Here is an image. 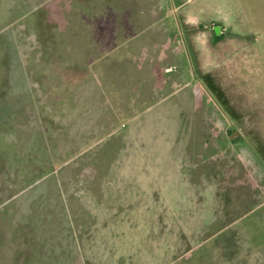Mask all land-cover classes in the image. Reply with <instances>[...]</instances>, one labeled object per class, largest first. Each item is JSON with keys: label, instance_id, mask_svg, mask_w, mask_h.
Returning a JSON list of instances; mask_svg holds the SVG:
<instances>
[{"label": "rangeland", "instance_id": "obj_1", "mask_svg": "<svg viewBox=\"0 0 264 264\" xmlns=\"http://www.w3.org/2000/svg\"><path fill=\"white\" fill-rule=\"evenodd\" d=\"M190 1L176 0L173 7L176 71L167 67L163 73L168 63L160 62L147 77L163 102L165 93H177L188 81L205 88L207 97L191 96V112L160 111L139 121V97L131 95L128 79L135 71L117 66L115 73L112 65L110 76L118 85L107 86L103 95L88 76H109L103 70L107 61L99 65L102 58L92 56L78 73L61 63L56 41L72 38L63 31L72 23L66 14L73 8L70 1L0 0V264H24L29 203L35 223L61 211L59 227L65 228L52 229L50 235L67 241L64 252L75 251L70 244L74 234L67 230L71 214L59 207L69 198L79 207H88L89 200L106 201L113 214L123 217L122 222L113 217L112 254L96 257L101 264H264V33L255 32L247 43L244 32L220 20L227 28L223 37L215 40L213 30L200 36L197 29H187L180 15ZM190 32L201 44L191 46L192 63L186 65L181 58L191 56L183 44ZM77 87L79 96L49 95L55 89L70 94ZM32 95L45 107L34 106ZM69 99H81L82 112L68 109ZM62 102L64 112L59 111ZM188 117L213 124L176 126ZM186 140L194 143L192 157L200 160L189 175H169L185 154L176 143ZM198 142H207L216 153L198 155ZM203 165L209 166L208 175L200 173ZM98 186L104 188L101 193L88 191ZM7 218L15 222L14 234ZM34 227L28 232L32 239L39 236ZM7 237L14 239L8 247ZM45 259L71 264L73 257L48 254Z\"/></svg>", "mask_w": 264, "mask_h": 264}, {"label": "crops", "instance_id": "obj_2", "mask_svg": "<svg viewBox=\"0 0 264 264\" xmlns=\"http://www.w3.org/2000/svg\"><path fill=\"white\" fill-rule=\"evenodd\" d=\"M67 1H70L73 7L71 12H66L67 15L72 16V23L71 26H65L63 31L66 33L70 32L72 38L63 39L62 42L56 41L57 55L60 57V54H62L63 58H65L64 61L63 58L61 59V63L66 64L68 67H75L76 69L74 72L78 73L76 70L81 67L80 65L84 66L87 62L92 61V56L102 58V60L98 62L99 65L106 64L104 61H107L108 66L107 68L103 67V70H107L105 72H107L106 74H109V76H88V78L94 79L95 84L100 90L98 91L99 93H102L101 91H104L107 86L116 87L118 85L115 83L117 77L114 75L110 76V73H116L117 66L122 72L135 71L128 79L131 80L130 86L133 88L131 95L139 97V113H143L139 115V121H142V119L145 121L151 120L154 118L155 113L160 111L176 110L175 112H191V102L193 101L191 96H198L200 99H202V97H207L205 88L201 85H197V83L194 84V82L188 81L186 87L182 90H178L177 93L176 90L172 95H169L170 92L169 94L165 93L166 100L164 103L158 99L159 91L155 87L156 85H153L151 81L152 78L147 77L150 69L153 68L154 65L157 68L160 62L168 63V66L161 69L163 73H167V67L171 69L170 72L172 71V73L177 69L173 59L177 42L175 29L176 16L175 8H173L176 5V0ZM260 3L263 4L264 8V0H191L190 3L184 7L183 12H179L187 29H197L201 32L200 36L210 34L211 30L214 31L213 28L215 26H220L221 30L219 35L223 37L227 32V28L223 27L220 20H224L225 23L229 22L238 33L244 32L248 37L247 43H250V40L254 39L253 34L255 32L264 33V10L261 9ZM171 11L174 12V15ZM186 38L187 40L184 41L183 44H185L187 52H190L192 57L189 54L186 55L184 52V58L182 57L181 59H184V61H182L183 63L185 62L186 65H189V61L192 63L194 55L191 46H193L194 43L201 44V41L193 40L194 38L191 32ZM207 41H210V39L208 38ZM60 42L62 46H60ZM60 48L65 51L60 53ZM162 48H165V50L163 51ZM79 54L81 55L80 59H78ZM104 54H107L108 58L104 56ZM56 63L58 64L59 62L57 61ZM112 65L115 67V73L112 71ZM187 67V72L192 80V72L189 70V66ZM134 74L136 75L132 76ZM55 90L49 93V95L63 96L66 94L67 96L74 97L81 94L79 87L73 88L70 94L64 91L58 93V91ZM102 94L104 95V93ZM33 96L34 95L31 96V100L34 106L39 104L41 108L45 107L43 103L39 102ZM87 97L89 98L88 95ZM174 97H176V99ZM177 97L179 98L177 99ZM171 98L172 101L169 102ZM69 100L72 101L73 104L70 103V106H68L70 108L68 109L76 111V108H78V110L82 112V106L80 105V107H78L81 99L78 101ZM36 101H38V103ZM62 103L59 110L60 112H64V102ZM195 103H197V101ZM187 106H190V108ZM49 111L52 113V110ZM55 111L57 112V109H55ZM218 112L220 117H223L221 110ZM48 116L49 119L53 118V114H49ZM61 116L63 115L61 114ZM209 122L210 120H197L196 118L192 119L188 117V119L177 120V124L179 125L176 126L208 128L211 123L213 124V121L211 123ZM216 122H218V120ZM105 126L106 124L100 125L102 128ZM15 127L16 124L14 123L12 127L13 131L11 132L13 136L15 135ZM237 134L239 133L237 132ZM12 140L14 143V139ZM198 143V145L201 146L198 148V155L202 150L204 153H207V155L208 153H216L215 147H211L210 150L208 149L207 142ZM193 144L189 140L184 141V143L181 141L176 143L177 151L182 153V155L185 153V156L183 155V162L177 164L179 167L176 165L175 169L171 168V171H168L169 175H189L193 168H195L193 164L196 163V160H200V158L195 157L194 159L192 157V154H196V148H193ZM202 145H205V147H202ZM8 153L10 154V152ZM204 159L207 160L208 157ZM208 167L209 166L204 165L203 168L199 167V169L203 170L200 173L208 175ZM179 168L182 169V171L178 170ZM152 175H154V172H152ZM103 190L104 188H102V186L96 188L90 187L88 189L89 192L99 193ZM77 203L79 202L72 198L66 199L62 201V203L61 201L59 202V207L63 208L62 213L64 211L66 216H70L71 214L70 227L67 228V230H70L74 234V237L70 240V244L73 246L75 245V251L73 250L71 252H64L65 242L67 241L64 242V239L62 237H57V234L55 236L50 235L52 229L60 232L65 228L62 226L59 227L60 220L63 217L59 215L61 211L55 212V216L45 218L47 223L44 217H39V222L35 223L33 221L34 217L31 216L30 213L31 203H29V209L27 213H24L23 222L25 228L23 242L24 264H47L45 257L48 254L71 255L73 257L71 264H101L100 261H97L96 257L112 254L109 244L112 239L111 224L113 222V217L118 215L113 214L110 210L113 207L111 203L106 204V201H101L100 199L99 201L89 200L88 207L83 205L80 207L77 205L75 206ZM8 217H10V215ZM122 220L123 217L118 216L116 222H122ZM7 223L10 224L8 227L9 232L11 230L12 234H14L16 230L13 232L12 228L15 226V222L12 223L10 218H7ZM55 224L58 226L53 227ZM32 225L35 226L34 230H38V238L35 236L33 239L30 238L28 232L32 231ZM96 225L99 226L97 227L99 229V234H97V236L95 235ZM80 234L82 235L80 236ZM1 238L0 249L4 247ZM12 240H14L13 237H7V247L13 242ZM48 246L53 247L48 250Z\"/></svg>", "mask_w": 264, "mask_h": 264}, {"label": "water", "instance_id": "obj_3", "mask_svg": "<svg viewBox=\"0 0 264 264\" xmlns=\"http://www.w3.org/2000/svg\"><path fill=\"white\" fill-rule=\"evenodd\" d=\"M213 29H214V31H215V33H216L217 35L220 34V30H221V27H220V26H215ZM237 135H238L237 132H235V133L232 135V137L237 136ZM232 137H231V138H232Z\"/></svg>", "mask_w": 264, "mask_h": 264}, {"label": "trees", "instance_id": "obj_4", "mask_svg": "<svg viewBox=\"0 0 264 264\" xmlns=\"http://www.w3.org/2000/svg\"><path fill=\"white\" fill-rule=\"evenodd\" d=\"M219 39V36L215 37V40H218Z\"/></svg>", "mask_w": 264, "mask_h": 264}, {"label": "flooded vegetation", "instance_id": "obj_5", "mask_svg": "<svg viewBox=\"0 0 264 264\" xmlns=\"http://www.w3.org/2000/svg\"><path fill=\"white\" fill-rule=\"evenodd\" d=\"M214 32H215V31H214ZM214 35H215L214 37H217V36H219V35H216L215 33H214Z\"/></svg>", "mask_w": 264, "mask_h": 264}]
</instances>
